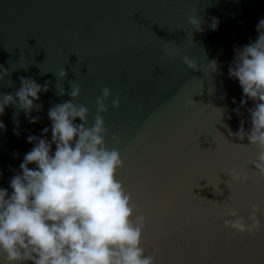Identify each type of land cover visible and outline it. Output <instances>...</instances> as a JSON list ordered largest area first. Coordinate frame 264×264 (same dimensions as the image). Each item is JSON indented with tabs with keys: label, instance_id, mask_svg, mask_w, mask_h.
<instances>
[{
	"label": "water",
	"instance_id": "obj_1",
	"mask_svg": "<svg viewBox=\"0 0 264 264\" xmlns=\"http://www.w3.org/2000/svg\"><path fill=\"white\" fill-rule=\"evenodd\" d=\"M194 15L204 18L202 32L188 23ZM213 18L217 30L209 27ZM262 18L264 0H0V65L17 68L0 81V93L14 95L20 77L50 81L35 101L42 108L31 113L38 122L19 111V136L13 132L15 105L0 116L6 125L0 129V188L11 193L10 179L34 146L30 134L51 140V131L42 129L51 128L49 108L70 99L57 94L62 87L67 93L70 81L79 85L73 102L89 109L91 126L106 86L112 96L102 113L105 139L124 162L117 179L146 217V254L156 264H264V229L233 234L223 223L231 217H221L229 208L245 218L252 204L264 208V177L251 165L258 149L241 147L247 138L229 135L242 118L251 128L248 108L255 101L244 97L229 68L235 48L258 38ZM165 42L179 54L169 55ZM185 55L205 71L190 69ZM212 60L218 71L207 69ZM61 68L64 78L55 74ZM117 94L120 104L113 107ZM242 98L247 103L240 107ZM233 165L247 171L246 182L229 180ZM219 173L229 180L219 185L221 194L213 189Z\"/></svg>",
	"mask_w": 264,
	"mask_h": 264
},
{
	"label": "clouds",
	"instance_id": "obj_2",
	"mask_svg": "<svg viewBox=\"0 0 264 264\" xmlns=\"http://www.w3.org/2000/svg\"><path fill=\"white\" fill-rule=\"evenodd\" d=\"M188 23L197 31L204 30L201 25L205 21L201 16H189ZM218 25V18H213L209 27L217 30ZM256 31L255 41L235 48L229 68V77L238 79L244 97L255 101L248 108L251 128L245 129L242 118L239 130H229V135L240 140L247 138L249 143L239 144L241 147H257L258 155L251 162L255 171H251L264 177V18L256 25ZM169 45L170 42H165L168 54L178 55ZM183 62L190 69L205 71V65H199L187 55ZM207 69L218 71L217 62L208 61ZM16 70L0 65V81ZM55 74L59 78L67 75L64 68ZM19 79L21 87L14 95L0 93V116L6 106L15 105L17 109L13 113V132L17 136L20 135L16 119L19 111H24L30 123L38 122L40 118L31 113L42 108L35 101L50 86V81L41 85L32 78ZM69 83L67 93L62 87L57 94L68 95L70 99L48 110L51 128H43L42 134L50 130L51 140L30 134L27 141L34 142V146L24 155L19 165L21 172L10 179L11 193L0 188V259L3 264L27 261L32 264H156L155 257L146 254L142 246L146 217L138 214L139 206L117 179V170L124 165L121 154L118 149L109 148L105 139L108 129L102 113L108 110L106 101L112 91L103 87L102 94L96 98L94 123L89 126V109L73 102L81 95V89L75 81ZM247 99H241L240 107L246 105ZM119 104L117 94L112 106L119 107ZM220 110L222 115L224 109ZM234 111L240 115L239 107ZM0 129L6 130L2 120ZM220 173L219 182L212 187L217 194L222 193L221 183L228 186L229 180H248L247 171L236 165L226 174L229 180L222 181ZM225 215L231 219H224V226L233 234L252 235L264 229V220L260 219L264 208L257 204L251 205L247 218L236 208L221 213L222 218Z\"/></svg>",
	"mask_w": 264,
	"mask_h": 264
}]
</instances>
